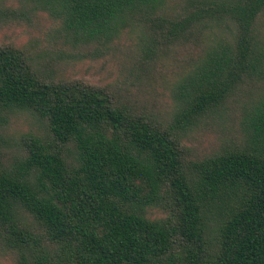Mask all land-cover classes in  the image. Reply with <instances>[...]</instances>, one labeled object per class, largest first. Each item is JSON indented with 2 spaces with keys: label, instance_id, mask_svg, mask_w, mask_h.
<instances>
[{
  "label": "trees",
  "instance_id": "1",
  "mask_svg": "<svg viewBox=\"0 0 264 264\" xmlns=\"http://www.w3.org/2000/svg\"><path fill=\"white\" fill-rule=\"evenodd\" d=\"M18 1L12 16L46 12L76 47L142 28L166 47L216 36L169 126L0 46V131L28 116L45 133L0 162V242L17 264H264V96L242 139L208 157L192 158L180 136L264 82V0Z\"/></svg>",
  "mask_w": 264,
  "mask_h": 264
},
{
  "label": "rangeland",
  "instance_id": "2",
  "mask_svg": "<svg viewBox=\"0 0 264 264\" xmlns=\"http://www.w3.org/2000/svg\"><path fill=\"white\" fill-rule=\"evenodd\" d=\"M171 3V10L180 12L181 7ZM22 8L18 0L0 1V11L9 15L0 13V46L24 51L41 74L54 80H80L106 89L114 99L149 115L162 126L174 122L179 85L206 48L213 45L216 36V32L209 30L200 33L196 42L166 47L165 42L149 43L151 39L142 28L127 30L109 44L76 47L60 33V22L46 12L17 17L9 13ZM263 94L264 82L249 84L214 112L207 120L209 123L180 132L182 144L192 158L201 160L225 143L241 140L246 110ZM29 134L45 135L32 117L13 118L0 131V162L17 155L23 137ZM0 264H17L16 254L1 242Z\"/></svg>",
  "mask_w": 264,
  "mask_h": 264
}]
</instances>
